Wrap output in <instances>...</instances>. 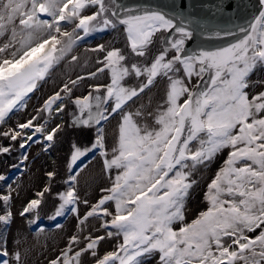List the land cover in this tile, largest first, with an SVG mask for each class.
<instances>
[{
    "label": "snow or ice",
    "instance_id": "obj_1",
    "mask_svg": "<svg viewBox=\"0 0 264 264\" xmlns=\"http://www.w3.org/2000/svg\"><path fill=\"white\" fill-rule=\"evenodd\" d=\"M98 33L122 43L81 51ZM65 66L83 71L7 127ZM66 127L86 141L70 146L48 219L71 213L78 232L47 264H264V0H0V156L18 143L19 168L28 147L47 151ZM90 156L108 181L94 202L79 187ZM218 160L191 210L198 174ZM44 175L18 213L19 185L0 191V264H28V237L9 232L16 215L45 231L58 172Z\"/></svg>",
    "mask_w": 264,
    "mask_h": 264
},
{
    "label": "rangeland",
    "instance_id": "obj_2",
    "mask_svg": "<svg viewBox=\"0 0 264 264\" xmlns=\"http://www.w3.org/2000/svg\"><path fill=\"white\" fill-rule=\"evenodd\" d=\"M98 37H101V36L98 35ZM116 38H117V42L121 43V37L116 36ZM108 39H110V41L113 40L112 37H107L104 40L107 41ZM91 40L92 39H90V38L88 39L87 38V40L83 44L91 43L92 42ZM99 43H96L95 45H97ZM81 51H83V49H81ZM66 68H67L66 66L63 67V68H57V70L54 73L53 77L51 79H49L47 83L43 84L40 87L39 91H37L32 96L30 101H33V102L37 101L38 102V99L41 97V95H43L44 93H47V84L50 87L48 92L50 91L49 93H52L57 88V86L60 84L61 80L67 79V75H65V73H67L68 75L73 74L72 71L69 72ZM76 71H83V70L76 68ZM91 82L92 81H89V83H91ZM81 91H83V88H81ZM77 93L80 94L79 92H77ZM37 102H36L34 107H31V106L28 105L26 109L21 110L20 112H17L15 115H13L11 120L8 121L7 127H12L18 122H24L26 119L30 118L31 115L35 114V109L37 107H39ZM67 111L68 112L72 111L71 106H69ZM64 118L66 120L68 119V121H69L70 116L68 114H65ZM64 118H63V120H64ZM57 122H60V121L57 120V121H54L53 123H57ZM65 133H66V131H65ZM65 133H64V135H65ZM67 133H69V132H67ZM64 135L63 136L60 135L59 139L57 140V142L50 149H48L47 151L44 150V143L45 142L42 141V138H41L42 142L40 144H32L30 147L27 148L28 158L29 157H33L29 163L33 164L34 167L37 170H42L41 177H42L43 181L46 182V183H47V180H46V177L44 175V173L46 171L56 170L58 173L60 172L56 168L55 159L56 158H60L62 154H63V157H64V155H65L64 152L65 151L70 153V151H69L70 150V146H71V143L74 142V140H72V139L70 140L68 148L66 146H64V148L59 146V142H62V139L64 138ZM79 139L81 141H86V137H80ZM0 144L7 145V144H9V141L7 139L0 138ZM38 147H39L40 150L35 152ZM24 151L25 150L24 149H20L19 148V144L16 143L15 144V148H14V150H13V152L11 154L0 156V174L5 175L6 170L9 168V164L7 163L8 158H10L12 160L11 161V166L14 165V164H19L21 155H22V153ZM91 160H92V157L90 156L87 160L84 161L86 164H90L88 166V168L86 169V171L83 173L85 177L89 176L88 180H89L90 177L95 176L96 175L95 171H97L96 164L93 165V162ZM64 161L66 163L65 157H64ZM89 161H91L92 163H89ZM220 163H222V160H218L215 164H213L212 167H211V170L204 171L203 173L198 174L197 179L200 181V183H199V187H197L194 190L193 195L191 197V201H190V205H189L191 210L195 211L196 209H198L199 207L202 206V196H203V191H204L206 182H207L208 178L212 175V173L216 170V168L219 166ZM30 166L31 165H20V167L24 169V171H23V169H20V171L25 174L28 171V168ZM14 168H16V167H14ZM16 176H17L16 174H12L11 173V175L7 176V183L0 182V191H6L8 189V185H12L13 187H16L15 186V183H16V180H17ZM103 177L106 178V176H104V174H103ZM58 179H59V177H58ZM63 181H64V178L62 176L60 178V180H59V184L56 185L55 189L53 190V194L49 197V202L46 205L42 206L41 211H47L48 210V208H47L48 204L55 202V192L57 190H60V191L64 190L63 187L57 188L58 186L62 185ZM104 183H108L107 178H106ZM84 184H85V181H84ZM18 191H19V196H20V190L18 189ZM33 193L30 192L29 197L23 198L21 200H19V196L15 199L14 205H18V207H19V209L17 210L18 212L22 209L24 203L28 199L33 197ZM87 196H88V198L91 197V195H88V194H87ZM67 215H65V216H67ZM48 216L49 215L44 216L41 220H39L37 222L40 225V227L45 229V231L43 233H40V232H38L36 230V225H32L30 227L26 219L19 217V215H16L15 221L20 219L21 222L27 226V228H25L23 232L28 237V241L30 240L32 242V238L35 236L36 237V241L34 242V244H37L36 247L41 249L39 254L29 253L28 258L30 257L31 261H29V259H28V264H33L34 263L33 261H34V257L36 255H42V254L48 252L47 249L52 251L55 247H57L58 245L61 246L62 243H66V241H67V236L64 235V233H62L61 230H58L56 228L55 225H56L57 222L49 220ZM62 222H63V220L58 221V223L64 224ZM59 233L61 235H64V236H62L60 239H58L56 241H53L54 240V235L57 236ZM37 237H38L39 240L37 239ZM41 237H46L47 241H49L51 243V245H47V243L45 241H40ZM57 242H59V244H57ZM103 243H106V244L111 243V240H106ZM42 248H44L46 251H43ZM37 253H38V251H37Z\"/></svg>",
    "mask_w": 264,
    "mask_h": 264
},
{
    "label": "bare ground",
    "instance_id": "obj_3",
    "mask_svg": "<svg viewBox=\"0 0 264 264\" xmlns=\"http://www.w3.org/2000/svg\"><path fill=\"white\" fill-rule=\"evenodd\" d=\"M116 35H119V34H116ZM116 35L113 34L110 37H113V36H116ZM105 38H107V37H103L101 39L92 41L91 43L83 44L82 45V49L95 47L96 46L95 44L96 43H99V42L100 43H106V42L110 41V39H108L107 41H105L104 40ZM114 40L117 41V38H114ZM66 69L69 72L76 71V68H73V69L66 68ZM49 88L50 87L47 84V93H44L43 95H41V97L38 99V102L37 101H34V102L33 101H29L28 102V105L31 106V107H34L35 104H36V102H37V104L40 106V104L43 103V100L48 95L51 94V93H49L50 91L48 92ZM77 95H79V94L77 93ZM64 122H65L66 125L69 124L65 118H64ZM65 131H66V133H65ZM65 131L60 134L61 136H63L64 133H65L64 138L62 139V142H59V146L62 147V148H64V146H66L68 148L71 139L74 140V142H76V141H81L79 139L80 137H85L84 135H82L78 131H74L70 127H66L65 128ZM67 132H69V133H67ZM39 150L40 149L38 147L35 152H37ZM64 153H65V155H64L65 160L67 161L70 153L69 152H66V151ZM64 157H63V154H62L60 158H56L55 159L56 168L60 172L58 173V176H57L55 182L53 183V190L55 189L56 185L59 184V180H60V178L62 176H63L64 179H66L67 178V175H69V173L67 171V165H66V163L64 161ZM32 158L33 157H29L28 160L26 161V164L25 165H31V166L28 168V171L25 174L20 171V169H23V168H21V167L20 168H14V167L11 166V161L12 160L10 158H8V161H7V163L9 164V168L6 170L5 176L6 177L9 176V175H11V173L17 175L16 176L17 180H16V183H15V186L17 184L19 185V188H18L20 190L19 200H21L23 198H26V197H29L30 192L33 193V192L37 191L39 188H41L46 183V182L43 181V179L41 177L42 170H37L34 167L33 164H30L29 163ZM91 161L93 162V165L96 164V169H97V171H95L96 172V175L90 177L89 180H88V177L89 176H86L85 177L84 174H83L82 177L80 178L79 187L81 189L82 196H85V197L88 198L87 194L88 195H91V197L88 198V199L90 201H93L94 202L100 196L99 188L105 186L107 183H104L105 180H106V178L103 177V173L101 171V164L99 162V158L98 157H96L95 159L92 158ZM92 162H90V163H92ZM88 165H90V164H88ZM23 171H24V169H23ZM58 177H59V179H58ZM84 181H85V184H84ZM61 187H63V189L65 187V185L63 184V182H62V185L61 186H58L57 188H61ZM48 202H49V198H48ZM52 206H53V203H49L48 206H47V208H48L47 211H41L40 210V219L39 220H41L46 215L53 214V211L54 210H53V207ZM18 209H19L18 205H14L13 212L14 213H18V211H17ZM80 211H81V213L85 212L86 211L85 206L82 205L81 208H80ZM61 220H63L62 223H64V224H62L63 225V228L62 229H58V230H61V232L64 233V235H66L67 238H68V236H70V235L78 232V229H77V220H76V218L71 213H68L67 216H63V217L57 218V221H55V222H58V221H61ZM90 227H92L93 230H94L96 227H98V222L95 221V220H92ZM25 228H27V226L25 224H23L20 219H18V220H16L11 225V227L9 229V232L11 234H16L17 233V230L24 231ZM100 234H102V233H100ZM64 235H61L60 233L57 236L54 235V240L53 241H56V240L60 239ZM38 237H37V239H38ZM33 238H32V242L33 243L30 240L28 241V246H30L31 249H32V251L30 253H32V254H39V252L41 251V249H39L38 247H36L37 244H34V242L36 241V237L34 236ZM40 241H45L47 243V245H51V243L49 241H47L46 237H41L40 238ZM57 244H59V242H57ZM114 244H115V240H111V243H108V244L102 243V245H101V247L99 249L100 254H103L104 252L111 250L112 247L114 246ZM64 245H65V243H62L61 246L58 245L52 251H50V250L47 249V251L49 253L46 252V253H44L42 255H36L34 257V261H33L34 263L33 264H47L48 259L54 258L55 255L58 254V251L61 248L64 247ZM42 250L43 251H46L44 248H42ZM37 251H38V253H37ZM28 259H29V261H31V258L30 257ZM87 264H91V258H87Z\"/></svg>",
    "mask_w": 264,
    "mask_h": 264
},
{
    "label": "water",
    "instance_id": "obj_4",
    "mask_svg": "<svg viewBox=\"0 0 264 264\" xmlns=\"http://www.w3.org/2000/svg\"><path fill=\"white\" fill-rule=\"evenodd\" d=\"M126 3H130V2H133V0H125ZM141 3H143V0H140ZM149 2L151 4H163L166 2V0H149ZM209 2H211V0H209ZM240 0H236V3L239 4ZM245 2H247V0H245ZM113 34H117V33H98V34H94L93 36L89 37L90 39H92L91 41H95V40H98V39H101L103 37H110L111 35ZM98 35H100L101 37H98ZM116 36H119V35H116ZM116 36H113V40L114 38H116ZM120 37V36H119ZM196 41L192 42L191 43V47H195L196 45ZM70 120H71V117L69 118V121L67 119V122L70 123Z\"/></svg>",
    "mask_w": 264,
    "mask_h": 264
}]
</instances>
